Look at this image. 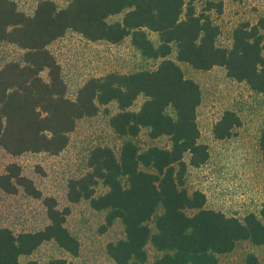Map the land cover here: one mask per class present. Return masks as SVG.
<instances>
[{"label":"trees","instance_id":"16d2710c","mask_svg":"<svg viewBox=\"0 0 264 264\" xmlns=\"http://www.w3.org/2000/svg\"><path fill=\"white\" fill-rule=\"evenodd\" d=\"M28 1L36 3L31 14L13 0H0V43L22 51L19 60L0 66V150L10 157L57 156L78 124L102 111L121 144L117 153L107 145L89 149L85 171L66 183V201L104 212L101 232L121 225L123 237L105 247L113 264H219L241 242L264 245V201L257 213L238 218L208 208L202 191L186 188L188 170L204 166L210 153L197 121L202 90L181 67H221L227 78L264 95V17L238 23L230 45L222 47L214 15L222 14L224 0ZM68 33L110 45L129 39L139 57L155 66L89 77L70 97L62 67L48 49ZM241 126V117L227 109L211 132L222 141ZM142 130L168 145L141 148L136 139ZM258 145L264 160V128ZM100 187L104 192L98 193ZM0 192L39 201L46 217L33 231L0 226V264H75L62 257L25 260L45 243L79 255V241L66 226L69 206L44 196L15 162L0 174ZM148 246L157 253L151 261ZM244 262L260 264L253 253Z\"/></svg>","mask_w":264,"mask_h":264},{"label":"rangeland","instance_id":"374dc122","mask_svg":"<svg viewBox=\"0 0 264 264\" xmlns=\"http://www.w3.org/2000/svg\"><path fill=\"white\" fill-rule=\"evenodd\" d=\"M20 11L31 14L36 3L28 0H13ZM122 15L116 16L118 20ZM264 17V0H224L223 12L214 15L221 33L218 45L228 47L232 29L240 22L255 23ZM152 40L156 39L150 33ZM48 49L62 67L68 85V95L92 76H100L110 71L128 73L143 68H153L155 63L145 61L130 47L129 39L119 45L104 42H87L81 36L68 33L49 45ZM22 51L17 47L0 43V66L9 60H19ZM174 59V54L171 56ZM186 77L195 80L202 90V102L198 108L197 121L200 141L209 147L208 162L199 169L188 170L186 188L202 191L207 207L219 210L228 216L243 218L247 213H257L264 201V160L259 150V136L264 128V95L253 93L244 83H237L225 74L221 67L207 72L194 71L181 64ZM141 100L134 105L138 108ZM114 105L107 108L114 110ZM235 111L242 120V126L226 140H216L212 126L225 110ZM141 148L150 145L167 146L166 139L150 140L142 130L136 139ZM121 141L107 125V118L101 111L96 117L81 121L71 134L70 143L57 156L46 154H25L10 157L0 150V174L11 162L19 164L22 174L33 180L44 196H52L58 206H69L70 214L66 226L80 244L79 255L72 258L59 250L53 243L41 245L30 260L43 263L51 258H66L75 264H113L105 253L109 242L123 237L119 223L101 232L104 212L89 208L86 202L69 204L66 201V183L71 177L82 174L85 157L95 145H107L114 152ZM99 192H104L100 187ZM46 224L45 211L39 201L29 199L22 193L14 196L0 192V226H9L15 232L33 231ZM149 261L157 253L147 247ZM253 253L260 264H264V245L252 246L248 242L239 243L233 252L219 257V264H245V256ZM24 260V259H23ZM22 260V261H23Z\"/></svg>","mask_w":264,"mask_h":264}]
</instances>
